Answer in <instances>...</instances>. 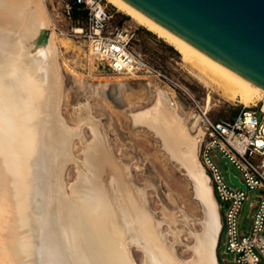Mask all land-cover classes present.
<instances>
[{
	"label": "bare ground",
	"instance_id": "bare-ground-1",
	"mask_svg": "<svg viewBox=\"0 0 264 264\" xmlns=\"http://www.w3.org/2000/svg\"><path fill=\"white\" fill-rule=\"evenodd\" d=\"M107 1L181 53L209 90L207 110L214 105L213 91L244 105L264 98V88L125 0ZM48 21L44 0H0V160L8 170L1 176L0 264H138L132 247L142 253V264H220L219 205L198 155L202 130L194 127L196 121L194 128L185 124L166 91L159 89L158 102L133 118L162 139L193 183L204 219L200 232H189L191 258H181L175 242L161 232L163 222L150 212L143 190L135 189L126 166L113 156L86 108L79 113L80 124L88 125L92 140L83 148L76 179L65 184L63 170L75 160L71 140L79 129L60 114L58 43ZM17 197L24 204H17ZM179 233L172 231L176 241Z\"/></svg>",
	"mask_w": 264,
	"mask_h": 264
},
{
	"label": "rangeland",
	"instance_id": "rangeland-1",
	"mask_svg": "<svg viewBox=\"0 0 264 264\" xmlns=\"http://www.w3.org/2000/svg\"><path fill=\"white\" fill-rule=\"evenodd\" d=\"M103 1L114 7L115 21L127 20L135 28V37L130 42L131 49L172 76L178 86L170 87L160 83L146 73H116L90 53L86 40L56 33L48 21V30L53 32L58 43L60 114L69 126L79 129V135L71 140L75 160L69 161L65 166L63 179L66 185L76 179L78 164L83 159V148L92 140L88 125L80 124L79 113L82 108H86L100 125L113 156L126 166L135 189L143 190L150 212L158 219L157 222H163L161 232H167L168 241L175 242L176 252L181 258L189 259L193 256L187 247L193 243L189 232H200L204 219L202 207L195 198L193 183L186 171L164 148L162 139L146 126L136 124L132 115L153 107L160 97L158 90L162 89L169 94L178 114L185 119V124L191 127L192 122H195L193 119L198 110L197 105L205 108L209 90L196 79L191 67L182 60L181 53L175 47H166L161 39L167 41L156 33L152 35L138 30L141 23L131 16L122 18L121 14L125 12L109 1ZM44 3L49 18L63 29L70 27L69 20L62 11L61 0H47ZM52 3L56 9L52 8ZM212 99L214 105L208 109V115L212 119L231 117L242 107L264 106V98L244 105L237 100L223 99L214 91ZM220 167L225 175L230 171L235 172L224 158L221 159ZM105 180L110 189L108 173L105 174ZM252 201L253 197L245 201L241 213L245 229L248 228V207ZM185 215L189 216L188 221ZM172 231L180 232L177 241ZM218 237L217 259L224 239L220 230ZM131 249L137 263L142 264V253L134 247Z\"/></svg>",
	"mask_w": 264,
	"mask_h": 264
},
{
	"label": "built area",
	"instance_id": "built-area-1",
	"mask_svg": "<svg viewBox=\"0 0 264 264\" xmlns=\"http://www.w3.org/2000/svg\"><path fill=\"white\" fill-rule=\"evenodd\" d=\"M61 1L70 27L63 29L50 18L54 32L83 38L90 53L116 73H146L160 83L178 86L172 76L131 49L135 28L127 20L115 21L113 6L103 0H74L85 9V18L80 22L71 16V2ZM52 8L56 9L53 3ZM197 107L198 126L202 128L198 155L220 206V233L224 235L218 261L220 264H263L264 106L242 107L233 116L218 119H212L206 108ZM222 158L235 172L224 174L220 167ZM249 197L253 201L248 207L249 223L245 229L241 213Z\"/></svg>",
	"mask_w": 264,
	"mask_h": 264
},
{
	"label": "water",
	"instance_id": "water-1",
	"mask_svg": "<svg viewBox=\"0 0 264 264\" xmlns=\"http://www.w3.org/2000/svg\"><path fill=\"white\" fill-rule=\"evenodd\" d=\"M125 1L205 54L264 88V0ZM5 56L3 54L1 59ZM2 174L7 175L8 170L0 160V190L5 187ZM17 199V204H24L22 199Z\"/></svg>",
	"mask_w": 264,
	"mask_h": 264
},
{
	"label": "trees",
	"instance_id": "trees-1",
	"mask_svg": "<svg viewBox=\"0 0 264 264\" xmlns=\"http://www.w3.org/2000/svg\"><path fill=\"white\" fill-rule=\"evenodd\" d=\"M69 1L72 4V8H71V16H72V18L73 19H78L80 22H83V20L85 18V9L83 8V6L80 3H76L74 0H69ZM121 16H122V18H129V15L125 14V13H122ZM137 29L145 31V32L150 33L152 35H155V33H153L151 30L147 29L146 27H144L142 25H139L137 27ZM161 40H162V42L164 43V45L166 47H168L170 49H174V46L172 44H169V43L165 42L163 39H161ZM176 51L179 52L178 50H176Z\"/></svg>",
	"mask_w": 264,
	"mask_h": 264
},
{
	"label": "flooded vegetation",
	"instance_id": "flooded-vegetation-1",
	"mask_svg": "<svg viewBox=\"0 0 264 264\" xmlns=\"http://www.w3.org/2000/svg\"><path fill=\"white\" fill-rule=\"evenodd\" d=\"M196 116H194V119H193V121H196V125H194V127H196L199 123H200V120H199V118H198V115H197V113L195 114ZM192 124H193V122H192ZM192 124H191V126H192ZM193 127V126H192ZM193 127V128H194ZM201 130H202V128H201Z\"/></svg>",
	"mask_w": 264,
	"mask_h": 264
},
{
	"label": "crops",
	"instance_id": "crops-1",
	"mask_svg": "<svg viewBox=\"0 0 264 264\" xmlns=\"http://www.w3.org/2000/svg\"><path fill=\"white\" fill-rule=\"evenodd\" d=\"M158 92H159V91H158ZM134 114H135V113H134ZM134 114H133V115H134ZM133 115H132V116H133ZM134 122H135V120H134ZM135 123H136V122H135ZM136 124H137V123H136Z\"/></svg>",
	"mask_w": 264,
	"mask_h": 264
}]
</instances>
